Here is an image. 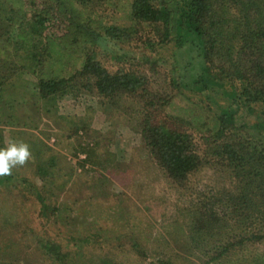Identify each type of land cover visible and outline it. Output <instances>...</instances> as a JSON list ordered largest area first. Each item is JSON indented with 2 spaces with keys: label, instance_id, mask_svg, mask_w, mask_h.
Returning a JSON list of instances; mask_svg holds the SVG:
<instances>
[{
  "label": "rangeland",
  "instance_id": "obj_1",
  "mask_svg": "<svg viewBox=\"0 0 264 264\" xmlns=\"http://www.w3.org/2000/svg\"><path fill=\"white\" fill-rule=\"evenodd\" d=\"M1 1L0 149L22 142L31 155L2 176L13 184L0 187V261L57 264L39 251L37 241L45 238L69 255L66 264H264V239L236 246L239 227L195 234L194 217L222 212L237 181L219 157L222 143L205 141L216 131L213 112L172 87L171 50L149 53V64L121 62L115 44L96 37L105 27H131L134 0H58L63 8L56 0ZM66 10L93 35H74ZM37 13L48 18L43 37L28 29ZM57 32L61 46L53 53L49 43ZM144 40L159 36L136 29L120 45L139 57ZM87 49L112 73L137 71L160 107L154 123L193 138L203 165L182 187L165 178L142 137L141 93L112 102L90 92L55 97L51 105L40 101V79L73 76ZM87 150L95 166H83ZM42 164L50 167L44 178ZM228 242L235 246L221 255Z\"/></svg>",
  "mask_w": 264,
  "mask_h": 264
},
{
  "label": "trees",
  "instance_id": "obj_2",
  "mask_svg": "<svg viewBox=\"0 0 264 264\" xmlns=\"http://www.w3.org/2000/svg\"><path fill=\"white\" fill-rule=\"evenodd\" d=\"M56 1L63 8L64 3ZM3 7L0 0V9ZM11 11L14 13V9ZM65 13L73 21L71 28L74 35H93L87 26L75 21L76 15L72 10ZM31 17L32 23L28 29L32 34L43 37L47 16L37 13ZM131 19L132 26L129 28L105 27L94 35L114 43V56L121 62L128 59L137 64H149L153 57L149 53L160 54L156 50L165 47L171 50L172 87L213 112L216 131L205 141L222 143L218 148L219 157L231 167V178L237 181L236 193L226 196L222 212H204L194 217L195 234L199 238V233L205 229L212 232L210 235H218L223 228L234 230L239 227V236L233 237L239 238L236 246L246 247L249 243L263 240L264 0H134ZM145 27L157 33L159 40H144L140 56H129L126 52L130 50L127 51L120 44L133 37L136 29ZM132 28H135L134 34ZM60 36V32L54 33L55 39L49 43L53 53L58 52L61 46L58 42ZM86 51L81 69L73 76L63 78L54 74L40 79V101L51 105L55 97L90 92L104 101L112 102L120 95L139 96L141 93L142 118L139 122L142 137L165 178L182 187L203 165L193 138L154 123L152 117L160 107L151 98L155 97L154 93L146 88V80L137 71L119 68L112 73L97 60L94 53L88 49ZM84 153L83 166H95L98 160L94 161L92 152L87 150ZM39 167L42 178L50 175L46 170L50 169L48 165ZM11 180L0 176V187L13 184ZM23 183L28 182L23 180ZM43 208H47L46 205L43 204ZM37 245L39 251L54 263H67L69 255L52 240L40 238ZM235 245L228 242L221 255ZM133 246L138 247L134 240ZM0 264L12 262L6 263L1 258ZM158 264L172 263L160 259Z\"/></svg>",
  "mask_w": 264,
  "mask_h": 264
},
{
  "label": "clouds",
  "instance_id": "obj_3",
  "mask_svg": "<svg viewBox=\"0 0 264 264\" xmlns=\"http://www.w3.org/2000/svg\"><path fill=\"white\" fill-rule=\"evenodd\" d=\"M29 145L13 142L0 149V176L10 174L16 166H22L30 158Z\"/></svg>",
  "mask_w": 264,
  "mask_h": 264
}]
</instances>
